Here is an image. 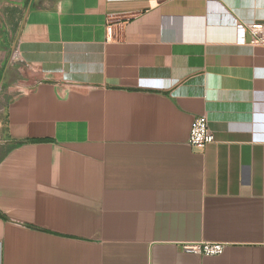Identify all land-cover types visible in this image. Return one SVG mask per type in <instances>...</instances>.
<instances>
[{"label": "crops", "instance_id": "0c3cea01", "mask_svg": "<svg viewBox=\"0 0 264 264\" xmlns=\"http://www.w3.org/2000/svg\"><path fill=\"white\" fill-rule=\"evenodd\" d=\"M19 2L0 264H264V0Z\"/></svg>", "mask_w": 264, "mask_h": 264}, {"label": "built area", "instance_id": "2783aa9c", "mask_svg": "<svg viewBox=\"0 0 264 264\" xmlns=\"http://www.w3.org/2000/svg\"><path fill=\"white\" fill-rule=\"evenodd\" d=\"M242 28L250 36L251 45L264 46V23L244 25ZM214 142V136L210 131L207 119L204 116L195 118L190 126L187 144L190 148L202 151L208 144ZM180 250L186 254L203 257H216L222 254L225 245L222 243H182Z\"/></svg>", "mask_w": 264, "mask_h": 264}, {"label": "rangeland", "instance_id": "374dc122", "mask_svg": "<svg viewBox=\"0 0 264 264\" xmlns=\"http://www.w3.org/2000/svg\"><path fill=\"white\" fill-rule=\"evenodd\" d=\"M19 4V0H0V43L6 46V48L0 47V69L2 63L10 56V46H12L13 40L20 26L22 9L19 7ZM3 42H6V44ZM4 101L5 98L4 96H1L0 93V116L2 115L1 108ZM5 150L6 147L0 145V159Z\"/></svg>", "mask_w": 264, "mask_h": 264}, {"label": "water", "instance_id": "95a60500", "mask_svg": "<svg viewBox=\"0 0 264 264\" xmlns=\"http://www.w3.org/2000/svg\"><path fill=\"white\" fill-rule=\"evenodd\" d=\"M38 0H32L33 4H36ZM246 40L249 42L250 41V36L246 35Z\"/></svg>", "mask_w": 264, "mask_h": 264}]
</instances>
